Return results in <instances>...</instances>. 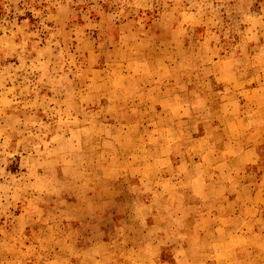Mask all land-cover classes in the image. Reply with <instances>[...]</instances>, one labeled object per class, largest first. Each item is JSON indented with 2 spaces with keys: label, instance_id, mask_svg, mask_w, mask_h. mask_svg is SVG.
<instances>
[{
  "label": "rangeland",
  "instance_id": "rangeland-1",
  "mask_svg": "<svg viewBox=\"0 0 264 264\" xmlns=\"http://www.w3.org/2000/svg\"><path fill=\"white\" fill-rule=\"evenodd\" d=\"M253 225L264 0H0V264L250 260Z\"/></svg>",
  "mask_w": 264,
  "mask_h": 264
},
{
  "label": "crops",
  "instance_id": "crops-1",
  "mask_svg": "<svg viewBox=\"0 0 264 264\" xmlns=\"http://www.w3.org/2000/svg\"><path fill=\"white\" fill-rule=\"evenodd\" d=\"M226 196L230 197L231 195L229 194V192H227ZM225 217L229 219V218H234L235 216L233 217L225 216ZM243 225H244L243 221H240V224L237 228H224L225 230L224 237L227 238V236H234V235L237 237L245 236L243 235L245 232ZM246 235L256 240V244L254 243L253 244L254 248H252L253 256L252 255L251 256L253 257V259L247 260L249 254L247 255L248 257H246L245 253L251 250H248L249 247L244 244L237 243L231 246L224 245V248L226 247L230 248L233 253H236L235 257H233L231 261L229 260V258H226V260H224V264H264V243L261 244L260 241V239L262 240V236H264V233H262V231H260L258 227H256L255 229V225H253L252 229ZM246 260L248 262H246Z\"/></svg>",
  "mask_w": 264,
  "mask_h": 264
}]
</instances>
